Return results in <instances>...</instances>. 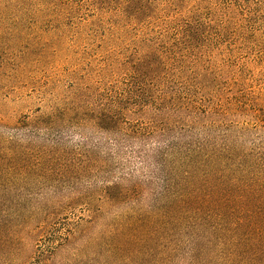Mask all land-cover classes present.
Segmentation results:
<instances>
[{
    "label": "trees",
    "instance_id": "16d2710c",
    "mask_svg": "<svg viewBox=\"0 0 264 264\" xmlns=\"http://www.w3.org/2000/svg\"><path fill=\"white\" fill-rule=\"evenodd\" d=\"M193 24L180 27L182 41L193 39ZM162 54L153 50L134 61L128 79L118 82L122 88L95 97L74 93L13 126L0 121V264H264V114L255 116L261 139L250 149L230 138H194L177 125L183 110L158 82ZM66 129L101 138L98 154L66 152L60 137L53 145L34 142ZM101 153L110 154L103 160ZM129 155L154 171L143 180L118 178L50 210L27 215L21 208L28 192L55 177L98 163L121 166ZM77 206L91 213L90 228L53 223ZM66 249L71 255L58 262Z\"/></svg>",
    "mask_w": 264,
    "mask_h": 264
},
{
    "label": "rangeland",
    "instance_id": "374dc122",
    "mask_svg": "<svg viewBox=\"0 0 264 264\" xmlns=\"http://www.w3.org/2000/svg\"><path fill=\"white\" fill-rule=\"evenodd\" d=\"M187 21L199 26L184 42L180 27ZM153 50L164 53L158 82L183 110L176 117L180 128L215 144L223 138L247 149L259 144L255 116L264 114V0H0V121L13 126L37 110L42 114L62 105L74 93L95 97L122 88L131 64ZM49 135L38 136L35 144L53 145L60 137L64 151L94 154L102 144L92 132ZM109 154L100 155L104 160ZM120 163L55 177V183L28 192L21 208L27 215L50 210L118 178L143 180L154 171L134 155ZM65 220L92 226L83 206L53 223ZM64 251L58 262L72 252Z\"/></svg>",
    "mask_w": 264,
    "mask_h": 264
}]
</instances>
